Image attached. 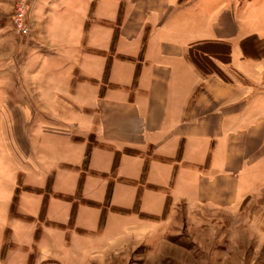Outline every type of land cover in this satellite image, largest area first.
I'll use <instances>...</instances> for the list:
<instances>
[{
	"label": "crops",
	"instance_id": "1",
	"mask_svg": "<svg viewBox=\"0 0 264 264\" xmlns=\"http://www.w3.org/2000/svg\"><path fill=\"white\" fill-rule=\"evenodd\" d=\"M12 1L0 0V104L8 101L9 79L23 88L38 82L46 90L27 92L34 112L76 125L54 133L67 143L59 153L56 138L45 144L54 153L32 162L34 181L19 168L3 182L0 161V186L8 187V195L0 191L1 211L12 225L0 264L74 255L68 231L101 235L109 211L136 215L122 211L134 208L139 193V212L148 216H161L167 198L194 210L196 199L216 205L234 192L248 195L246 172L264 168V0H34L26 49L11 30ZM46 1L52 9L42 19L35 13ZM30 58L38 59L32 67ZM25 195L40 197L39 208L26 197L34 208L21 212ZM116 197L132 199V208L112 205ZM52 200L60 204L53 208ZM84 206L100 210L96 229L81 222ZM137 224L126 227L128 238L118 235L117 247L128 245ZM62 233L65 243L56 238ZM59 244L67 250L57 252Z\"/></svg>",
	"mask_w": 264,
	"mask_h": 264
},
{
	"label": "rangeland",
	"instance_id": "2",
	"mask_svg": "<svg viewBox=\"0 0 264 264\" xmlns=\"http://www.w3.org/2000/svg\"><path fill=\"white\" fill-rule=\"evenodd\" d=\"M33 3L34 0L29 2L26 12L29 33L25 37L14 31L11 22L16 0L11 2L8 13L11 30L24 44V49L31 41L30 20L33 18ZM52 4L46 1L35 15L46 18V11L52 9ZM37 62L38 59L30 58L31 67ZM36 84L23 88L13 79H9L5 90L8 101L0 104V161L4 169L3 182L13 181L19 168L27 175L35 174L37 171L32 162L37 161L38 157L48 158L54 153L45 144L53 143L54 138L59 142L60 136H53L55 132H59L56 130L75 128L76 121L73 119L64 121L65 119L59 116L57 120H50L49 117L45 119L34 112V101L28 98L27 92H32L35 88L38 91L46 90L45 84ZM86 87L83 93L91 98L92 87ZM23 89L26 93H22ZM57 145L59 153L60 146L65 147L67 143L62 139ZM102 153L111 156L109 152ZM258 170V175L252 174L253 169L246 172V177L253 180L252 184L246 186L248 195L242 196L234 192L230 199H218L216 205L203 202L204 198L196 199V209L193 210L184 203L174 205L170 201L164 216H140L139 213L121 215L109 211L105 230L101 235L83 237L76 236L72 231L67 232L71 236L70 249L77 257L68 252L65 259H56V263L47 264H264V168ZM29 179L34 181V178ZM0 191L3 194L6 191L8 195L7 186H0ZM26 197L35 200V210L36 206L39 208L40 197L25 195L20 211L34 208L32 202H25ZM98 201L103 202V197ZM55 203L60 204V201L52 200L53 208ZM111 204L128 208L133 206L132 199L117 197ZM83 209L81 222L91 229H96L100 210L86 206ZM104 212L107 210L104 209ZM137 222V226L130 232L133 235L131 234L128 245L117 247L120 241L118 235L122 234L121 241L128 238L124 236L126 227H132ZM11 227V222L5 217V213H2L0 204V244L4 232ZM36 233L40 236V228ZM65 234L56 235V238H61L64 242ZM66 246L59 244L57 252L67 250Z\"/></svg>",
	"mask_w": 264,
	"mask_h": 264
},
{
	"label": "trees",
	"instance_id": "3",
	"mask_svg": "<svg viewBox=\"0 0 264 264\" xmlns=\"http://www.w3.org/2000/svg\"><path fill=\"white\" fill-rule=\"evenodd\" d=\"M121 17H122V8H120V12H119V16H118V21H117V25H119L120 21H121ZM90 23V19L88 21V24ZM87 26V25H86ZM117 33H118V30L116 28L115 30V33H114V38H113V41H112V46H111V50H114V46H115V42H116V38H117ZM110 62H111V57L108 58L107 60V64H106V67H105V72H104V77H103V81L106 82L107 80V77H108V72H109V67H110ZM202 70H203V67L201 66ZM88 155H89V151L86 152V155H85V159H84V168H86L87 166V162H88ZM116 166H117V158L115 159L114 161V164H113V170L116 169ZM145 168H144V171H143V175H142V179H141V182H143L144 180V177H145ZM82 184V180H80L79 182V188ZM110 189L108 190V194H107V199H106V203L105 205L108 206V201H109V196H110ZM49 190V189H48ZM17 193L18 191H16V194L13 198V203H12V206H11V213L12 215L15 214V204H16V200H17ZM47 198H45L44 202H43V205H42V209H41V214H40V218L42 219L43 216H44V212H45V208H46V200ZM170 198H167L166 200V204H165V209H164V212L162 214V216L165 215L167 209H168V206H169V203H170ZM139 205H140V193L138 194L137 198H136V201H135V204H134V208L131 210V211H122V212H125V213H139L141 214L140 216H144V214L140 213L139 212ZM104 215H105V212L103 213V216H102V220L100 222V228L102 227L103 225V222H104ZM74 216V211L72 212V217ZM38 237L37 233H36V238Z\"/></svg>",
	"mask_w": 264,
	"mask_h": 264
},
{
	"label": "built area",
	"instance_id": "4",
	"mask_svg": "<svg viewBox=\"0 0 264 264\" xmlns=\"http://www.w3.org/2000/svg\"><path fill=\"white\" fill-rule=\"evenodd\" d=\"M32 0H16L14 15L11 19L14 31L20 36H27L29 28L26 24V12Z\"/></svg>",
	"mask_w": 264,
	"mask_h": 264
}]
</instances>
